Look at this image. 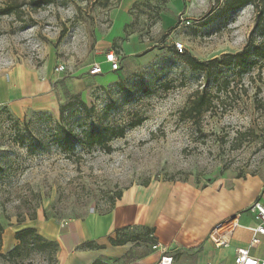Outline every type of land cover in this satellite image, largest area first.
I'll list each match as a JSON object with an SVG mask.
<instances>
[{
  "label": "rangeland",
  "instance_id": "374dc122",
  "mask_svg": "<svg viewBox=\"0 0 264 264\" xmlns=\"http://www.w3.org/2000/svg\"><path fill=\"white\" fill-rule=\"evenodd\" d=\"M32 1L0 0L11 10L0 16V80L35 84L27 91L45 106L17 117L0 105L3 231L103 214L123 190L151 181L198 191L264 177V59L243 73L236 58L263 41L255 26L264 0ZM109 51L118 70L102 64L90 75ZM201 95L209 111L187 119ZM104 127L124 134L106 146L83 142V132ZM36 244L0 253V264H54V249Z\"/></svg>",
  "mask_w": 264,
  "mask_h": 264
},
{
  "label": "crops",
  "instance_id": "0c3cea01",
  "mask_svg": "<svg viewBox=\"0 0 264 264\" xmlns=\"http://www.w3.org/2000/svg\"><path fill=\"white\" fill-rule=\"evenodd\" d=\"M27 90L35 91V84L22 83L19 78L9 84L0 80V105L9 103L17 117L44 108ZM263 183L264 177L234 178L225 185L211 184L198 191L169 182L132 185L103 214L61 222L27 221L3 231L0 253L8 255L20 245L15 239L17 232L34 230L41 248L55 244L54 264H155L159 256L151 249L155 243L167 249L173 264H233L235 251L248 248L251 235L245 227L255 226L248 208L259 198ZM234 215H238L239 228L229 247L215 249L208 241L211 230ZM137 230L150 241L136 234L129 236ZM238 234L242 237L236 239ZM128 237L139 240L111 244ZM250 253L257 259L264 257V237Z\"/></svg>",
  "mask_w": 264,
  "mask_h": 264
},
{
  "label": "trees",
  "instance_id": "16d2710c",
  "mask_svg": "<svg viewBox=\"0 0 264 264\" xmlns=\"http://www.w3.org/2000/svg\"><path fill=\"white\" fill-rule=\"evenodd\" d=\"M52 4V0H34L32 1V5L36 8H40L41 6H47ZM11 10L9 8L0 10V16L10 14ZM255 28H260L263 36V41H261L258 45H254L253 42H249L244 50L236 55V58L239 60V63H245V69L243 73L249 72L253 67H255L260 61L264 59V14H259L256 18V26ZM189 66H191L195 70L204 71L205 64L195 60L194 58H189L187 60ZM241 63V64H242ZM228 66L230 63L225 62L223 63ZM229 83L228 81H223L221 84L217 86V92H221V90L228 89ZM212 101L207 99L205 95H201L195 100H193L185 111L187 119H196L200 118L205 112L209 111L210 106L212 105ZM81 108L85 109L86 105L80 102ZM64 112V107L59 109V114L62 115ZM124 134L123 129L115 130L114 128L104 127L98 130H90L83 132V142L88 147H95V146H106L110 143L113 139L122 137ZM146 185V184H145ZM121 193L117 196V199L120 197ZM2 227L0 226V242H1V234H2ZM129 238V239H128ZM127 239L123 240H113L111 244L113 245H121L129 240H139L135 237H128ZM15 239L20 242V245L17 246L10 254L12 255L14 252H17L21 246V244H32V242H39L40 244H36L34 247L40 249L42 247V243L40 242L41 239L39 236L36 235L34 230H23L17 232L15 234ZM34 244V243H33ZM49 247L53 248L54 251L56 250L55 244H48Z\"/></svg>",
  "mask_w": 264,
  "mask_h": 264
},
{
  "label": "built area",
  "instance_id": "2783aa9c",
  "mask_svg": "<svg viewBox=\"0 0 264 264\" xmlns=\"http://www.w3.org/2000/svg\"><path fill=\"white\" fill-rule=\"evenodd\" d=\"M175 50L182 53L184 47L181 43H175ZM106 64L112 72L118 70V61L114 52L109 51L104 54V60L101 63H94L90 68V75L97 76L102 74L101 65ZM63 67H57V72H62ZM248 212L251 214L255 226L253 228L245 227L250 232L248 248H241L235 251L233 264H264V257L261 259L254 258L250 250L260 245V238L264 237V187L262 188L259 198L250 205ZM239 228L238 215H234L216 224L211 230L208 241L215 249L227 248L235 231ZM154 252L159 254L155 264H173V259L168 255L167 249L155 243L151 246ZM210 264V263H207Z\"/></svg>",
  "mask_w": 264,
  "mask_h": 264
}]
</instances>
